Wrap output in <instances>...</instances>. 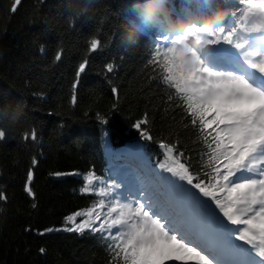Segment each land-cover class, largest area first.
Returning <instances> with one entry per match:
<instances>
[{"label":"trees","instance_id":"1","mask_svg":"<svg viewBox=\"0 0 264 264\" xmlns=\"http://www.w3.org/2000/svg\"><path fill=\"white\" fill-rule=\"evenodd\" d=\"M239 7L231 0L229 27ZM125 30L123 0H99L93 11L90 0H0V264H124L107 232L66 229L97 226L99 189L137 170L129 150L148 175L169 159L168 145L194 184L216 185L223 148L214 151L215 132L192 123L165 81L161 35L128 52Z\"/></svg>","mask_w":264,"mask_h":264},{"label":"snow or ice","instance_id":"2","mask_svg":"<svg viewBox=\"0 0 264 264\" xmlns=\"http://www.w3.org/2000/svg\"><path fill=\"white\" fill-rule=\"evenodd\" d=\"M19 2L16 0L17 4ZM239 4L241 7L230 13L234 18L232 26L224 21L218 31L206 34L203 40L205 47L200 53L187 42L167 35H161L160 40L165 48L164 68L169 73L165 81L181 94L193 117L192 123L196 124L198 119L204 130L215 132L214 151L223 148L214 169L218 179L211 191L202 187L199 181L193 184L188 168L182 163L176 162V166L166 170L214 200L215 206L232 225H246L242 230H236L235 238L248 247L232 249L233 259L214 257L174 220L155 211L151 203L138 202L133 207L114 201L99 226L86 219L67 231H83L86 227L94 232L107 231L109 236L118 240L115 247L123 254L124 264H166L173 260L182 264H264V167H260L264 165V58H249L243 51V43L237 38L252 14L264 12V8L254 0H239ZM217 45L229 47H214ZM98 47L100 41L93 40L91 49ZM224 48L236 56L220 55ZM107 70L111 72L112 65H108ZM79 71H84V67L81 66ZM136 127L139 128L140 124ZM4 135L0 130V139ZM161 146L167 148L171 156L173 148ZM233 177L235 179H231ZM94 178L92 175L85 177L88 184ZM220 180L225 183L221 184ZM84 191L92 189L85 187ZM219 192H226L227 199H218ZM99 195L108 196L109 193L100 188ZM98 203L104 207L103 200ZM240 205L243 207H238ZM93 211L95 206L83 215L91 218ZM112 213H117V216L113 218ZM242 216L248 218L241 219ZM69 220H74V217H69ZM95 220H100L99 214ZM113 226L122 227L113 234L110 231ZM215 227L219 230L218 226Z\"/></svg>","mask_w":264,"mask_h":264},{"label":"rangeland","instance_id":"3","mask_svg":"<svg viewBox=\"0 0 264 264\" xmlns=\"http://www.w3.org/2000/svg\"><path fill=\"white\" fill-rule=\"evenodd\" d=\"M237 38L239 39V37ZM214 47L226 46L217 45ZM220 53L222 56H236L235 53L231 52L227 48L221 49ZM236 58L238 59V57ZM214 127L215 126H213V128ZM134 150L138 151V148H134ZM130 163L136 167L137 170L132 171L131 173L122 171L124 173L121 174V172H119V187H112L111 185L110 187L112 188L108 192L109 195L101 196L103 201L109 202V205L108 208H105L107 206H104L97 211V214L100 216V220L96 221L97 226H99V224L105 219L106 214L110 207L113 206L114 201H119L120 204H129L133 207H135L138 202L143 204L151 203L155 211L174 220L177 226L181 227V229L191 239H194L203 245L214 255V257L225 260L233 259L234 257L231 255L232 249L248 247L244 245L243 241L235 238L237 234L236 230L245 228L247 227L246 225H232L227 218L223 216V213L219 209L214 210L226 219L228 224L227 231H222L220 229L217 230L215 227L216 225L211 222L210 218L200 212L199 214L194 215L197 206V203L195 202L196 195V198L200 199L201 203H206L201 199V197L211 203L213 200L210 197L203 196V194L200 193L198 189L194 188L193 185H189L185 180H180L173 173L166 170L167 167L176 166V162L174 160L170 159L165 162V164H163L165 167L163 168L160 167L154 171L150 170L148 175L146 174L145 168L149 169L150 167L146 166V163L139 162L137 164L134 160H131ZM260 167H264V165H260ZM237 175H240V173H237ZM146 178H148V181H146ZM231 179L235 178L233 177ZM152 182H157L163 190L154 186V184H151ZM170 198L173 199L174 203L179 204L184 209H178L175 207L171 203ZM238 207L243 206L240 205ZM197 215L198 218L195 220ZM112 216L116 217L117 213H112ZM247 218V216L241 217V219ZM120 227L122 226H113L110 231L114 234V230L117 232ZM120 239H123V237ZM166 264H182V262L173 260L166 262Z\"/></svg>","mask_w":264,"mask_h":264},{"label":"clouds","instance_id":"4","mask_svg":"<svg viewBox=\"0 0 264 264\" xmlns=\"http://www.w3.org/2000/svg\"><path fill=\"white\" fill-rule=\"evenodd\" d=\"M264 8V0H254ZM99 0H90L93 11ZM126 30L120 47L130 52L141 38L167 35L184 41L197 53L205 47L206 34L216 32L231 10V0H123ZM264 12H254L239 33L249 58H264Z\"/></svg>","mask_w":264,"mask_h":264},{"label":"bare ground","instance_id":"5","mask_svg":"<svg viewBox=\"0 0 264 264\" xmlns=\"http://www.w3.org/2000/svg\"><path fill=\"white\" fill-rule=\"evenodd\" d=\"M119 8H120V9H122V7H121V6H119ZM84 67H85V66H84ZM128 154H129V156H130V157H132V156H133V152H129ZM131 202H132V201H131Z\"/></svg>","mask_w":264,"mask_h":264}]
</instances>
